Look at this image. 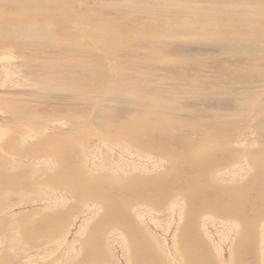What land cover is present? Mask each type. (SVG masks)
<instances>
[{
  "label": "rangeland",
  "instance_id": "rangeland-1",
  "mask_svg": "<svg viewBox=\"0 0 264 264\" xmlns=\"http://www.w3.org/2000/svg\"><path fill=\"white\" fill-rule=\"evenodd\" d=\"M103 1L112 4L120 3L119 5L126 2V0ZM134 3L147 7L146 11L149 13L145 11L137 12V15L127 14L124 9L119 8L118 4V7L114 6L115 4L108 6L109 8L102 7V9L110 11H97L98 16L105 22L110 23L114 19H121L119 20L120 24H117L115 28L116 33L121 34V38L116 39L109 47L107 44L103 46L104 50L117 56V60L111 59L109 63L105 64V60L101 59V71H105L103 66L108 73L114 67L122 71L118 77L111 75L114 81L118 82L114 85L115 87L119 83L128 87L130 82L134 83V89L135 84L144 86L143 83H147L149 86H155L163 82L165 78V80H175L177 85H186V88L194 87L193 85L197 84L198 90L195 92L204 90L205 93L217 92L221 88L222 90L218 91L225 95L211 93L204 97L201 93L202 98H198L200 101L181 99L176 107L182 110L180 121L183 126L190 121L197 123L211 121L212 124H215V122L223 120L227 122L228 119H232L233 122L228 123L230 126L224 128L228 131L225 138H228L229 144L226 148L221 145H214L211 148L208 141H200L205 150L204 153L198 155L197 159L190 160L186 159L188 154L180 155L176 158L181 166L169 169V166L161 164L159 159L163 157L170 161L171 158L161 155L157 148L156 151L149 148V146H153V142L151 141V143L147 139L148 135L145 134V131L153 123L147 125L149 120H145L141 116L128 121V115L131 112L140 111L142 108L139 104L133 102L131 104V99L135 100V97L138 98L140 95L139 88L126 91V94L120 96L121 100H125V102L119 103L114 102V99H107L105 104V100H100L99 96L94 98L97 107L99 102L103 101V108L113 112L112 115L111 112L106 113L108 120L117 123V126L120 125L117 130L109 133L110 136L104 137L101 135L103 132L98 134L96 132V136L92 138L81 139L79 137L73 140L72 136L76 137V134L73 133L77 130L71 132L69 136L71 140H68L73 144L70 143L72 148L66 157L75 165L80 162L84 172L80 168L65 170V167L61 171L57 168L58 166H55L56 163L52 164L54 163L51 158L53 156L49 155L48 151L52 150L55 143L59 142L58 135L52 133L54 129H60L63 126L61 123L65 122L67 126L62 128L67 131L65 127H69V123L65 118L61 122L59 121L60 123L49 122L46 132L48 134L52 132L50 139L42 140L41 138L44 137L37 135L28 140L25 139L23 143L20 142L21 139L16 140L15 143V141H7V135H1L0 146H2V142H7L15 149L13 152L8 149L0 151V264H264V216L253 218L246 215V223H244L241 218L231 215L233 206L230 205L232 204L241 205L242 211L245 212L250 209V205L252 206L255 200L252 193L246 192L248 194L245 195L239 191L240 194L245 195H242L243 204H239L241 201L229 203L230 199L223 200L224 207L217 209L216 205H211L213 204L211 201L208 202L205 200L206 198L204 199L203 189L200 190L201 197L197 193L194 196L196 188L183 184L186 182L185 179L190 181L192 179L194 185L203 183L204 180L206 182L204 176L198 175H201V170L207 168L219 176L217 181L213 180L212 186L214 184L221 186L222 183L235 185L243 183V180L249 179L250 176L254 177L255 175L254 180H256L259 174L263 175V171L249 170L251 168L247 162L250 161V158H254L261 164V157L264 155V121L260 122L261 117L264 119V74L258 75L257 73L264 72V56L263 60L260 58L256 60L252 55L235 54L234 50H230L222 44L208 45V47L207 44H188L184 40H172V42L168 39L158 49V46L152 48L151 43L135 42L131 40L132 31L130 32V30L137 27L139 23L136 24V21L140 20L142 24L154 25L159 21V18L155 17L152 20L146 18L154 16L150 8L165 7L166 3L162 0L159 2L158 0H135ZM167 6L173 7L172 2H169ZM251 11L264 12V4L254 3V5L247 6L245 3L243 13L250 18L255 14ZM39 14L38 17L41 15L39 18H42V14ZM48 14L52 13H45L43 19ZM146 20L147 22H144ZM54 22V28L58 35L60 26L57 20ZM246 30L247 28L244 29V31ZM190 39L192 40V38ZM244 47L249 52H254L251 44L245 43ZM97 50L100 52L101 48ZM31 52H35L37 56L44 59L50 57L52 53L48 49ZM137 56H144V58L136 59ZM159 56L161 57L159 58ZM150 57L153 59L152 61ZM47 60L59 61L60 58L57 56L47 58ZM16 61L17 68L13 69L14 74L5 75L3 71H0L1 111H5L6 106L15 104L14 107L18 110L38 109L41 113L39 115L44 118L46 116L42 112L51 113L54 110L56 113L64 112L65 114L72 112L76 117L83 115L85 116L83 118L93 115L89 113H95L88 104L87 108L78 110L79 104L73 103L71 98L67 97L68 93L62 94L63 92L58 93L44 89L42 84H38L28 76L25 77L23 58L17 57ZM153 61L156 63L155 66L151 65ZM240 69H242L241 71L253 70L254 79L248 74L245 78H238L233 72ZM113 73L116 75L115 72ZM252 83L255 86H252ZM101 84L102 80L99 85ZM206 85L208 86L206 87ZM118 88L122 90V88ZM243 90L249 91L243 93L245 106L243 114H241V109L236 105L237 97ZM122 92L120 91V93ZM41 93L46 94L50 100L39 101L36 106H29L27 109L22 108L28 98L36 99ZM31 101L34 103L35 100ZM114 103L119 105L112 106ZM135 105H138V108H135ZM233 112L234 114L240 112L238 113L241 119L239 123H235L237 121L232 116H226L227 113ZM2 113L5 118H0V128L7 124L4 122L9 117L6 112ZM107 117L102 120L107 121ZM136 120L138 121L136 122ZM41 121L45 120L41 119ZM156 121V135L161 129H163V133H180L179 127L175 124H163V126L158 123V120ZM213 126L210 129L214 128ZM33 130V128L27 129L28 132ZM130 133L137 134L136 136L132 134L131 137ZM65 136L68 134H64L63 138ZM182 136H176L173 139L183 140ZM46 140L48 142H45ZM191 140L195 141V144L199 142L194 138ZM22 141L24 140L22 139ZM40 142L44 143L40 144ZM43 144H45L44 147ZM47 144L53 145L46 146ZM80 147L83 149L81 152L77 150ZM19 149L22 150V155L17 153L21 151ZM49 159H51V163H49ZM221 159L223 160L221 161ZM218 160L221 161V167L205 166L208 161ZM11 165L14 166V169ZM163 169L165 173L168 172L167 176L165 179H158L157 176H161L160 173L164 172ZM85 170L87 171L85 172ZM80 171L91 178L88 180L91 183L87 185L97 186L96 192L93 194L100 192L110 195L114 197L112 200L114 199L116 205L114 204L110 210H107L106 203L103 201L100 202L98 199L92 201V199L76 195L75 189L67 186L71 185L70 182L63 180L70 176L73 177L71 173L75 174V172L81 176ZM8 172L12 174L15 172L14 176H10ZM130 176H135L134 180ZM13 177H15L14 181H12ZM148 177L150 178L148 179ZM172 177L174 182L171 180ZM110 179L114 180L113 182L117 180L118 183L114 185L112 181H109ZM136 179L137 181H135ZM142 180L146 181L141 182ZM79 184L81 185V183ZM204 185L207 184L204 183ZM182 187L189 190L190 195L179 193ZM12 188L14 189L11 190ZM93 191H88L89 196ZM162 192L166 194V197ZM148 196L149 201L147 200ZM187 197L191 198L188 200ZM187 202L192 205L191 208ZM117 203L119 204L117 205ZM203 206L204 208L213 206L216 209H206L204 212H200L198 209ZM260 206L263 207L261 204ZM220 210H228V212L222 214Z\"/></svg>",
  "mask_w": 264,
  "mask_h": 264
},
{
  "label": "bare ground",
  "instance_id": "bare-ground-1",
  "mask_svg": "<svg viewBox=\"0 0 264 264\" xmlns=\"http://www.w3.org/2000/svg\"><path fill=\"white\" fill-rule=\"evenodd\" d=\"M134 1L135 0H126V2L123 3L122 5H119L120 3L117 4L119 8H122V10L124 9L125 13L127 14L137 15V12L142 13L147 10V7L142 6V4L141 5L135 4ZM162 1L166 3L165 7L161 6L160 4L161 7L150 8L151 9L150 11L153 12L154 16L146 17L150 20L157 17L159 18L158 19L159 21H157L153 25V24H142L140 20H137L136 24L139 23L140 25L137 24L136 28L133 27L130 30V32L132 31L131 40H134L135 42L140 41L144 43H151L152 48L158 46V49L159 46H163L165 40L168 39H170L171 41L184 40L188 42V44L190 43L207 44V46L208 45L213 46V44H222L226 46L228 49L234 50L235 54H241L243 56L252 55L256 58V60H259V58L262 59V57L264 56V12L251 11V12H255V14L251 15L250 18L249 16H246L243 13V7L245 3L247 4V6L254 5V3H256L257 5L259 4L262 5L264 4V0H258V1L255 0H190V1L162 0ZM169 2H172L173 7L169 8L167 6L169 5ZM184 3L185 5H183ZM114 4L105 2L103 0H0V71L1 72L3 71L5 75L14 74L13 69L17 68L16 58L22 57L24 61L23 69H24L25 77L28 76L30 79L36 81L38 84H42L43 85L42 88L44 89L57 91L58 93L63 92L62 94H65L64 92L68 93L67 97H70L73 103L79 104L78 110H82V108H87L86 105L88 104L89 108L93 109L95 112V113H89V114H93L92 116L89 115L88 118H83L85 117L83 115L76 117L75 114L72 112L65 114L64 112L56 113V110H54V112L51 113L42 112L43 115L46 116L44 118L43 116L39 115L41 113H39L40 111L38 109L37 110L27 109V107L29 106H36V103L39 101L50 100V98L47 97L46 94L41 93L39 96L36 97V99L33 97L28 98L27 101L24 102L25 106L22 108H26L27 110L25 109L18 110L16 107H14L15 104L6 106L7 109L5 111L0 110V118L4 117L2 112H6L9 115V117L6 118L4 122L7 124H5L4 127L2 126L0 128V138L2 137L1 135L4 134L7 135L8 138L7 141L9 142L15 141V143L16 140L18 139H21L20 142L23 143L25 142V139L28 140L37 135H39V137L43 136L44 138H41L42 140L50 139L52 132L49 134L46 132L47 126H49L50 124L49 122H59V121L61 122L62 119L65 118L68 120L67 123H69L68 125L69 127H65L67 128V131H64L62 128L64 126H67L65 122V123H61V125L63 126L60 127V129L58 130L54 129L52 133L58 135L57 139L59 140L58 144L55 143V147H53L52 150L48 151L50 152L49 155L53 156V157L50 156L54 160L53 161L54 163L52 164L55 165L56 163L57 165L55 166L56 167L58 166L57 168L60 169L61 171H63L62 169L63 167H65V170H67L68 168H73V170L74 168H80L81 171H83L84 169L82 170L79 161H77L79 163L75 165L73 162H70V159L68 157H66V155L71 151L73 144L72 142H69V140H71L69 138L71 132L73 130L75 131L77 130L76 132L74 131L75 133L72 132L73 134H76V137L72 136L73 140L79 137H81V139H84L85 137L92 138L96 136V132L97 134L103 132L101 133V135H103L104 137L110 136L109 133L117 130L120 127V125L117 126V123H113L111 122V120H108L106 113L111 112L112 115L113 112L110 109L107 110L103 108L104 107L103 101L99 102L97 107V102L94 98H96V96H99V98H101L100 100H105L104 101L105 104L107 99H114L113 100L114 102L120 103L122 101L120 96L124 95V93L126 94V91H133L136 88H139L138 90L141 91L138 98L135 97V100L131 99V97L129 96L128 98L131 99V104L132 102L135 104H139L142 106V108L140 109V111L131 112L128 115L129 116L128 121L135 120L136 118H139L141 116L145 118V120H149L147 125L153 123V125L149 126L148 127L149 129L145 131V134L148 135V137L146 136L147 139L150 142L152 141L153 143L152 142L151 143L154 146V147L149 146V148H152L151 150H155V151L157 148V151L161 155L168 156L171 158L169 161L161 157V159H159V162L161 164H164L166 167L169 166V169L173 167L175 169L181 166V163L176 158V157H180V155L188 154L187 156L191 158L186 157L187 160H190L192 158L197 159L198 155L202 154L203 151L205 152V150L201 145L203 141L204 142L208 141V145L211 148L214 145H221L226 148L227 145L229 144V140H227L228 138H225V134L228 131L224 128L230 126V124L233 122L232 119H228L227 122L226 120H223L221 122H215V124H212L211 121L209 122L202 121L199 123L188 121L189 123L183 126L180 121V117H181L180 114L182 113V110L176 107L181 102L179 101L181 99L198 101L199 100L198 98H202L201 93H203L204 97L211 93L219 94L220 96L225 95L224 93L218 91V90H222L221 88L218 89L217 92L205 93L204 92L205 90L195 92L196 90H198L197 84L193 85L194 87L186 88L185 87L186 85L185 86L177 85L175 80L172 79L165 80V78L163 82H160V84L158 83L155 86L153 85L149 86V84L147 83H143L144 86L135 84V89H134L133 88L134 83L130 82L128 84V87H125V85L121 83H119L117 87H115L114 85L117 84L118 82L114 81V78L111 75L118 77L122 73V71L119 68L117 69V67H114L108 73L104 66L103 69L105 71H101V67H102L101 59L105 60L104 62L105 64L109 63V60L111 59L115 61L117 60V56H115L111 52L104 50L103 46L107 44V46L109 47L111 44L114 43L116 39L118 40L121 38V34L116 33L115 30L116 25L120 24L119 20L121 19L118 20L114 19L112 20V22L108 23L101 20V18L98 16L97 11H110L108 9H102V7L109 8L108 6H113ZM117 4H115L114 6H117ZM47 12H51L52 14L51 15L48 14V16H45V18L43 19L44 14ZM39 13L42 14V18H39L41 16ZM38 14L40 15L39 17ZM55 18L60 26V32L58 33V35L54 28L55 26L54 21H56ZM144 22H147V20ZM245 28H247L246 31H244ZM115 35L119 37H116ZM188 38L189 40H187ZM190 38H192V40ZM245 43L251 44L253 46L254 52L251 51L249 52L248 49L246 50V48L244 47ZM99 48H101L100 52H98L97 50ZM46 49H48L49 52L52 51L50 57L47 58H55L58 56L60 60L59 61L47 60V58L44 59L37 56L36 53L34 52L35 50H46ZM150 50L152 51V49ZM31 51H33L34 53H32ZM71 55L73 56L70 58ZM160 57L161 56H159V58ZM142 58H144V56L136 57V59H142ZM152 60L153 59H151V61ZM155 64H156L155 61L151 63V65L153 66H155ZM241 70L242 69L233 73L238 78L239 77L245 78L247 77L246 74H248L251 76L252 79H254L253 70L252 71L251 70L241 71ZM113 72H115L116 75ZM40 73L44 75H41ZM257 73L258 75L264 74V72L263 73L257 72ZM101 80H102V84L99 85ZM209 82L207 83L209 84ZM207 86L208 85H206V87ZM252 86H255V84H253ZM118 87L122 88V90H120ZM199 90H201V88H199ZM120 91L123 92L120 93ZM246 91L248 92L249 90L241 91L239 97H237L238 101L236 106H239V109H241L240 112L244 110L245 96L243 93H245ZM191 93L193 94L192 96ZM32 99L35 100L34 103L33 101H31ZM122 102H125V100ZM83 103L85 105H82ZM117 105L119 104L114 103L112 106H117ZM135 108H138V105H135ZM183 111L185 112V110ZM240 112H236V114H234V112L227 114L225 113V114L227 117L232 116L233 118H235V120L237 121L235 123H239L241 119L238 113ZM250 113L252 112L250 111ZM241 114H243V112ZM105 117H107L106 118L107 121L102 120ZM41 119L45 121L40 122ZM154 119L158 120L159 121L158 123L162 125L175 124L176 126L179 127L178 131L180 133H176V134L163 133V129H161V131L159 130L160 131L159 134L156 135L155 133L157 131L156 129L157 121ZM137 121L138 120H136V122ZM261 121H264L262 117L260 122ZM212 125H214L213 126L214 128L210 129ZM31 128H33L34 130L32 132H28L27 129L31 130ZM5 133H9V134H5ZM64 134H68V136L64 137L65 140H63ZM132 134L133 133H130L129 136L132 137ZM136 134L134 133L133 135L136 136ZM176 136L178 137L182 136L184 139L182 140L180 138L181 140H174L173 137ZM191 138H194V140H198L199 142L195 144V141H192ZM22 139L24 141H22ZM41 139L39 140L41 141ZM106 139L109 140V138ZM45 142H48V140H46ZM41 143L44 142H40V144ZM45 144H43V147ZM52 145L47 144L46 146H52ZM25 148L26 147H24V149ZM6 149H8V151L13 152V149L15 148H13L12 145L8 144L7 142H2V146H0V151L1 150L6 151ZM22 150L17 153L18 154L21 153L22 155ZM77 150L81 152V150L83 149L80 147V149L78 148ZM261 158H262L261 164L257 162V160L254 158H250V161L247 162V164H249L251 168L249 170L252 171L254 169L255 171L258 170H260V172L263 171L262 172L263 175L259 174L256 180H254L255 177L254 175V177L250 176L249 179L243 180V183H239V184L236 183L235 185H226L227 183L226 184L222 183L221 186L215 184L212 186L211 183L213 182V180L217 181V178H219V176H217V174L214 171H211V169L207 168L201 170L202 171L201 175H198V176H204L206 178V182L204 180L203 183H197L196 185H194L192 179L191 181L185 179L186 182L183 184H185L187 187L196 188L194 189L195 191L194 196L197 193V195L201 197L202 193L200 190L203 189V192L205 194L204 199L206 198L205 200H208V202L211 201L213 203L211 205H216L215 207L217 209H222L224 207L222 203L223 200L230 199L229 203L231 201L234 202L241 201L244 200V198L242 199V195L245 196L246 194H248L246 192L252 193L255 197V200L253 205L252 206L250 205V209L249 210L247 209V212L242 211L243 208L241 207V205L240 206L235 204L230 205L231 207L233 206V209L231 208L232 209L231 215H234L237 218H241L243 222L246 223L245 219L247 216H252L253 218L264 216V155H262ZM222 160L223 159H221V161ZM50 161L51 159H49V163H51ZM221 161L220 160L208 161L206 162L207 164L204 165L207 167L212 166L213 168L214 167L218 168L221 167L220 165ZM182 162L184 163L183 159ZM195 162L198 163V161ZM200 164L202 166L201 161ZM12 168L14 169V166H12ZM81 171H80V174H82L81 176L78 175L79 173L76 174L78 172L77 171L75 172V174L71 173L73 177L70 176L68 179L63 180L65 182H70L71 185H67V186L71 187V189L74 188L75 190L74 189L73 190L76 192V195L84 198H89V200L92 199V201L95 199H98L100 202L103 201L104 203H106L107 210L108 209L110 210V208L113 207L114 204L116 205L114 199L112 200V198L114 197L110 195L100 192L93 194L94 192H96L97 186L94 187L87 185L88 183H91L88 181L91 178L87 177L86 174L83 173L84 171L83 172ZM86 171L87 170H85V172ZM14 173L12 174L8 172L10 176L11 175L14 176ZM167 173H165L164 170L163 173H160L161 176H157L159 177L158 179L160 178L165 179ZM14 178L15 177H13L12 181H14ZM134 178L135 176L132 179L134 180ZM149 178L150 177H148V179ZM102 179H104V177H102ZM111 179L109 181L113 182L114 180ZM137 179L135 181H137ZM173 179L174 178L172 177L171 180L173 181ZM103 181L106 182V180ZM144 181L146 180H142L141 182ZM79 183H81V185ZM116 183H118L117 180L113 182L114 185ZM204 183L207 185H204ZM99 188L102 189L101 187ZM13 189L14 188H12L11 190ZM89 190L92 191L95 190L92 192L91 196H89V192H88ZM4 191L6 190L4 189ZM74 191H72V193ZM239 191H242L245 195L240 194ZM179 193L183 195H185L186 193V196L190 195V191L183 189V187L180 189ZM149 196L147 199L148 201H149ZM163 196L166 197V194H163ZM190 198L191 197L189 198L187 197L188 200ZM118 204L119 203H117V205ZM239 204H243V202L241 201ZM260 204L263 205V207L260 206ZM191 207L192 205H190V208ZM216 208H213V206H207V207L205 206L204 208L203 206L200 207L198 210L200 212H204V210L206 209L213 210ZM220 211L222 212V214H226L228 212V210L227 211L220 210ZM115 214H117V212H115Z\"/></svg>",
  "mask_w": 264,
  "mask_h": 264
}]
</instances>
